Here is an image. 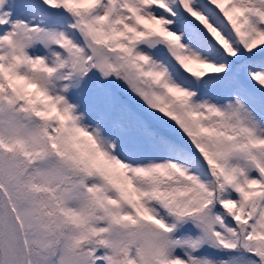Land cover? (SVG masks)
Returning <instances> with one entry per match:
<instances>
[{
	"label": "snow or ice",
	"instance_id": "1",
	"mask_svg": "<svg viewBox=\"0 0 264 264\" xmlns=\"http://www.w3.org/2000/svg\"><path fill=\"white\" fill-rule=\"evenodd\" d=\"M0 264H264V0H0Z\"/></svg>",
	"mask_w": 264,
	"mask_h": 264
}]
</instances>
